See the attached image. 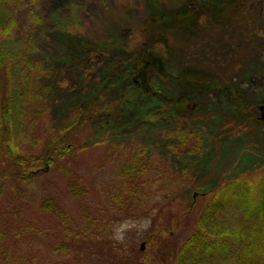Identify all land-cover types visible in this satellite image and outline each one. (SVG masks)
I'll return each instance as SVG.
<instances>
[{"label":"rangeland","instance_id":"374dc122","mask_svg":"<svg viewBox=\"0 0 264 264\" xmlns=\"http://www.w3.org/2000/svg\"><path fill=\"white\" fill-rule=\"evenodd\" d=\"M8 9L15 36L32 44L46 106L16 136L20 153L39 151L85 96L105 91L106 110L124 90L134 94L121 82L134 54L152 53L181 80L148 69L155 97L128 93L120 115L97 120L93 135L81 131L86 146L67 175L55 167L35 182H7L0 264H159L193 233L221 179L264 175V121L255 120L264 105V0H11ZM137 153L148 168L136 167ZM75 176L78 197L68 189ZM194 194L191 213L160 233Z\"/></svg>","mask_w":264,"mask_h":264},{"label":"trees","instance_id":"16d2710c","mask_svg":"<svg viewBox=\"0 0 264 264\" xmlns=\"http://www.w3.org/2000/svg\"><path fill=\"white\" fill-rule=\"evenodd\" d=\"M10 1L0 0V195L8 186L7 182L13 186L14 182H35L55 167L67 175V165L86 146L79 133L91 130L93 135L94 123L110 118L115 110L120 115L123 101L127 95L133 94L131 90H124L119 100L105 106L106 110L102 107L105 91L96 96L93 93L85 96L76 115L68 118L62 127L52 129L39 151L20 153L15 145L16 136L19 141L25 138L28 123L40 120L46 113V106L39 85V64L31 59L30 41L15 36L17 25L9 13ZM122 65L128 72L121 82L132 84L134 96L155 97L148 69H152L159 80H181L169 74L165 62L150 52L139 57L134 54ZM118 67L116 64L113 69ZM233 97L236 104H240L236 93ZM152 117L150 114L146 119L152 120ZM174 120L177 121V117ZM255 120L261 122L257 116ZM140 155L134 156L136 167L148 168L151 164L144 162ZM81 188L77 176L68 182V189L74 197H78ZM207 196L209 198L202 207L193 233L180 249L171 254L167 252L159 264H167V260L171 261L170 264H264V175L252 183L238 176L223 178ZM195 197L190 205L181 207L186 211L169 212L171 215L161 225L160 233L169 229L173 231L191 213ZM52 208L50 204L43 205L46 211ZM148 241L146 239L144 243Z\"/></svg>","mask_w":264,"mask_h":264},{"label":"water","instance_id":"95a60500","mask_svg":"<svg viewBox=\"0 0 264 264\" xmlns=\"http://www.w3.org/2000/svg\"><path fill=\"white\" fill-rule=\"evenodd\" d=\"M259 110H260V112H261L260 119H261V120H264V106H260V107H259ZM195 196H196V194L194 195V197H195ZM144 246H145V244L142 243V244H141V247H140V250H143V249H144Z\"/></svg>","mask_w":264,"mask_h":264},{"label":"flooded vegetation","instance_id":"af4514ba","mask_svg":"<svg viewBox=\"0 0 264 264\" xmlns=\"http://www.w3.org/2000/svg\"><path fill=\"white\" fill-rule=\"evenodd\" d=\"M257 110H258V113H260V115H261V112H260V110H259V109H257ZM260 115H259V116H260Z\"/></svg>","mask_w":264,"mask_h":264}]
</instances>
